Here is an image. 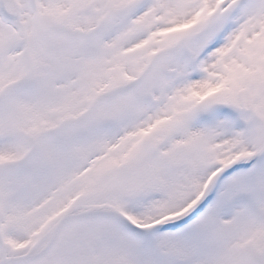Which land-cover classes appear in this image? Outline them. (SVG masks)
<instances>
[{
    "label": "snow or ice",
    "instance_id": "1",
    "mask_svg": "<svg viewBox=\"0 0 264 264\" xmlns=\"http://www.w3.org/2000/svg\"><path fill=\"white\" fill-rule=\"evenodd\" d=\"M0 264H264V0H0Z\"/></svg>",
    "mask_w": 264,
    "mask_h": 264
}]
</instances>
